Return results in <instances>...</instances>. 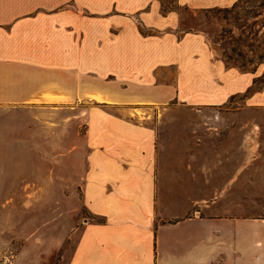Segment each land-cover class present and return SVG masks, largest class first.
<instances>
[{
	"label": "crops",
	"instance_id": "crops-1",
	"mask_svg": "<svg viewBox=\"0 0 264 264\" xmlns=\"http://www.w3.org/2000/svg\"><path fill=\"white\" fill-rule=\"evenodd\" d=\"M236 1L0 0V230L28 228L32 172L57 212L75 195L91 214L63 264H264L232 118L264 107V61L227 65L180 12ZM45 234L38 260L61 239Z\"/></svg>",
	"mask_w": 264,
	"mask_h": 264
},
{
	"label": "rangeland",
	"instance_id": "rangeland-1",
	"mask_svg": "<svg viewBox=\"0 0 264 264\" xmlns=\"http://www.w3.org/2000/svg\"><path fill=\"white\" fill-rule=\"evenodd\" d=\"M180 12L183 26L204 31L215 54L227 65L251 70L257 63L264 61V0H237L230 6L203 9L181 7ZM261 81H264V75L259 77L254 85L258 86ZM239 99L240 96H236L232 101L216 109L224 111L238 108ZM232 118L235 139L246 138L251 140L254 146L252 153L254 195L252 198H236L237 205L246 204L247 211H251L254 217L264 218V107L238 111ZM36 176L30 172L26 184L29 191L35 192L33 197H29L28 228L21 230L19 220L11 229L0 230V237L5 243L0 249V264H9L15 253L25 245L27 237L33 234H36L37 239L34 240L37 243L34 242V247L30 251V255L34 257L32 256V261L29 260L27 264H63L78 238L82 220L91 217L79 197L75 195L62 197L61 204L65 205V210L57 212L53 207L52 196L47 194L48 189L42 188V184L47 188L53 187L52 182L39 180ZM53 227L57 233H61L59 246L50 252V255L45 256L46 258L38 260L35 256L39 251L47 252L45 247L49 237L47 238L45 232L50 228L52 230ZM21 231H25L26 234L18 236Z\"/></svg>",
	"mask_w": 264,
	"mask_h": 264
},
{
	"label": "trees",
	"instance_id": "trees-1",
	"mask_svg": "<svg viewBox=\"0 0 264 264\" xmlns=\"http://www.w3.org/2000/svg\"><path fill=\"white\" fill-rule=\"evenodd\" d=\"M96 219H97V220H101V218H99V217H97Z\"/></svg>",
	"mask_w": 264,
	"mask_h": 264
}]
</instances>
